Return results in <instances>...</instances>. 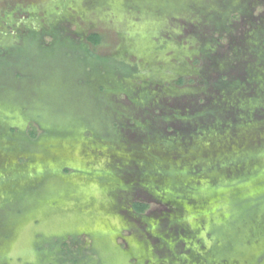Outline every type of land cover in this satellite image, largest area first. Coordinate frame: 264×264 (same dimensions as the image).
<instances>
[{
	"label": "rangeland",
	"instance_id": "374dc122",
	"mask_svg": "<svg viewBox=\"0 0 264 264\" xmlns=\"http://www.w3.org/2000/svg\"><path fill=\"white\" fill-rule=\"evenodd\" d=\"M262 175L264 0H0V264H264Z\"/></svg>",
	"mask_w": 264,
	"mask_h": 264
},
{
	"label": "water",
	"instance_id": "95a60500",
	"mask_svg": "<svg viewBox=\"0 0 264 264\" xmlns=\"http://www.w3.org/2000/svg\"><path fill=\"white\" fill-rule=\"evenodd\" d=\"M261 194H264V175L258 176L255 181L249 182V185H246V187H244V189L241 190L240 197L246 199V197L248 196L249 198H253L254 195H261ZM245 253L246 252L243 251L242 254L239 256L242 257L245 255Z\"/></svg>",
	"mask_w": 264,
	"mask_h": 264
},
{
	"label": "trees",
	"instance_id": "16d2710c",
	"mask_svg": "<svg viewBox=\"0 0 264 264\" xmlns=\"http://www.w3.org/2000/svg\"><path fill=\"white\" fill-rule=\"evenodd\" d=\"M88 40L92 44L97 45V44H99V42L101 40V36L98 33H93V34L89 35ZM146 208H147V206L145 204H138V203L133 204V209L137 213H142Z\"/></svg>",
	"mask_w": 264,
	"mask_h": 264
}]
</instances>
